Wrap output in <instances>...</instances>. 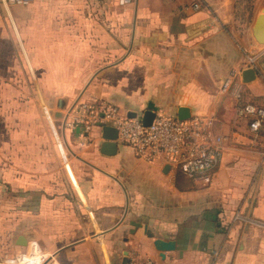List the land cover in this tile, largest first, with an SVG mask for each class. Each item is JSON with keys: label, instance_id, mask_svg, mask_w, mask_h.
I'll use <instances>...</instances> for the list:
<instances>
[{"label": "crops", "instance_id": "0c3cea01", "mask_svg": "<svg viewBox=\"0 0 264 264\" xmlns=\"http://www.w3.org/2000/svg\"><path fill=\"white\" fill-rule=\"evenodd\" d=\"M263 11L264 0H0V264L34 249L46 264H264V128L239 115L264 108ZM100 102L214 117L226 141L211 183L118 140L104 154L102 128L76 122ZM156 239L176 248L162 256Z\"/></svg>", "mask_w": 264, "mask_h": 264}, {"label": "built area", "instance_id": "2783aa9c", "mask_svg": "<svg viewBox=\"0 0 264 264\" xmlns=\"http://www.w3.org/2000/svg\"><path fill=\"white\" fill-rule=\"evenodd\" d=\"M16 4H26L30 0H12ZM130 0H121L123 5ZM200 4H195L199 8ZM258 56L248 53L247 67H256ZM235 76H229L223 91L234 84ZM239 115L249 120L250 130L258 135L264 128V108L247 104ZM89 131L93 126H112L118 130V141L131 146L139 157L148 160H164L170 167L192 180L210 184L213 175L223 160L225 137L216 133V119L212 116L192 115L187 120L177 116L157 115L150 126H145L142 117L129 118L121 115L119 109L106 102L96 106L84 105L76 118ZM68 124V123H67ZM240 215L236 217L239 219ZM29 259V264H46L48 256L34 249L30 255H19ZM136 264H157L147 259Z\"/></svg>", "mask_w": 264, "mask_h": 264}, {"label": "water", "instance_id": "95a60500", "mask_svg": "<svg viewBox=\"0 0 264 264\" xmlns=\"http://www.w3.org/2000/svg\"><path fill=\"white\" fill-rule=\"evenodd\" d=\"M253 35L255 39L261 43L264 44V11L261 15L258 16L255 25L253 27ZM243 81L245 83H251L253 80L256 79L257 73L256 70L253 68L246 69L243 72ZM58 107L63 109V101H60L58 104ZM157 113L152 110H147L144 112L142 116V121L145 126H150L153 122V120L156 118ZM191 111L187 107H181L178 112V118L180 120H187L191 117ZM57 117H61V113L57 114ZM129 118H137L138 115L136 113H132L128 116ZM66 123V121H65ZM103 132V139L104 143L102 146V152L107 155H113L115 154L117 150V140H118V130L115 127L112 126H104L102 128ZM170 166V165H169ZM135 226L140 227V225L135 224ZM147 230V229H146ZM149 237L154 238L155 236L151 233H147ZM18 245L21 247L26 246V239L25 237H20L18 239ZM155 247L158 251L162 252V256H164L165 252L172 251L176 248L175 242H166L161 239H156L155 241ZM125 255L128 256V252H125ZM123 264H130L129 258L125 257Z\"/></svg>", "mask_w": 264, "mask_h": 264}, {"label": "rangeland", "instance_id": "374dc122", "mask_svg": "<svg viewBox=\"0 0 264 264\" xmlns=\"http://www.w3.org/2000/svg\"><path fill=\"white\" fill-rule=\"evenodd\" d=\"M32 87H33L34 89H36V84L33 83V84H32ZM40 88H41V87H40ZM41 89H43V88H41ZM60 101H62V100H60ZM60 101H57V105L54 107V110L62 112V110H64L65 107H63V109H61V108L58 107V104H59ZM73 109H74V108H73ZM73 109H70V110H68V111L65 109V114H64V115L67 116V115H68ZM63 112H64V111H63ZM15 264H17V263H15Z\"/></svg>", "mask_w": 264, "mask_h": 264}, {"label": "bare ground", "instance_id": "6f19581e", "mask_svg": "<svg viewBox=\"0 0 264 264\" xmlns=\"http://www.w3.org/2000/svg\"><path fill=\"white\" fill-rule=\"evenodd\" d=\"M21 261L23 263H25V264H29L31 262V260H29V259H23V258H21Z\"/></svg>", "mask_w": 264, "mask_h": 264}]
</instances>
